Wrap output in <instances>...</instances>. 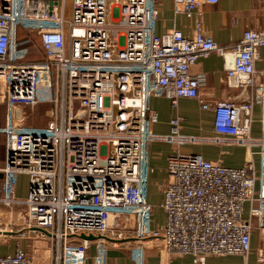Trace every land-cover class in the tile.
Masks as SVG:
<instances>
[{
    "label": "built area",
    "instance_id": "built-area-1",
    "mask_svg": "<svg viewBox=\"0 0 264 264\" xmlns=\"http://www.w3.org/2000/svg\"><path fill=\"white\" fill-rule=\"evenodd\" d=\"M66 2L0 0V84L7 110L0 128L6 152L0 204L25 208V229L47 233L55 264H86L92 246V264H106L109 248L130 240L138 244L129 249L136 264H143L148 240L159 241L170 258L192 256L198 264L209 257L246 258L255 231L263 235L255 252L264 264V131L260 139L251 135L253 102L207 104L200 100L205 78L191 75L200 59L216 54L226 63L230 87L252 85L256 63H264V30L245 32L228 50L206 34L200 11L219 0H174L176 14L197 16L192 37L177 30L157 35L156 0H72L70 19ZM33 37L40 61L31 60ZM260 75L264 107V69ZM41 92L54 93L45 100L53 105V123L25 125L20 111L37 107ZM152 97L169 100L175 110L182 99L200 100L215 114V143L258 149L260 157L256 170L253 153L239 169L200 155H171L162 187L166 222L159 230L152 228L148 202L149 148L158 140ZM262 122L264 128V115ZM180 131L175 118L165 140L194 141ZM22 175L29 178L25 199L16 196ZM5 234L0 231V248ZM0 264L34 262L17 246L14 255L0 256Z\"/></svg>",
    "mask_w": 264,
    "mask_h": 264
},
{
    "label": "crops",
    "instance_id": "crops-1",
    "mask_svg": "<svg viewBox=\"0 0 264 264\" xmlns=\"http://www.w3.org/2000/svg\"><path fill=\"white\" fill-rule=\"evenodd\" d=\"M54 1L58 0H43ZM159 7V18L156 25L158 36L165 35L170 31L177 30L182 32L185 37H192L194 34L198 19L194 15L192 18L185 14H176L174 0H156ZM203 13V24L206 34L216 43L228 50L239 45L243 35L247 31L264 30V0H219L217 5H203L200 8ZM263 58L264 51H261ZM230 58L227 59V63ZM225 61L216 54H211L208 58L200 59L191 69V75L202 76L206 80V85L201 90V101L207 104L216 105L218 103H233L240 105L247 102H253V124L251 135L254 139H260L263 135V115L264 107L261 100V75L264 69L263 61L256 63V71L259 73L255 81L250 86L241 88H232L227 84ZM197 99H182L179 101L177 110L173 109L169 100L163 97H152L150 109L158 115V123L152 126V134L158 137V140L151 144L149 148V164L151 174L148 181V202L153 210L152 228L159 230L164 227L166 215L161 209L164 199L162 187L168 182V158L176 153L183 155H200L205 160L218 163L222 166L239 169L245 164L247 157L252 155L256 170L260 167V157L258 149L248 151L245 147L233 144H219L213 141L215 135L214 123L215 114L212 110H203L201 102ZM175 118L181 119V135L187 138H193V142H187L183 145L171 143L165 138L171 135V121ZM4 138V136H3ZM5 148L4 142L0 141V147ZM5 152V149H4ZM6 155V152L4 153ZM5 157V156H4ZM5 164L4 158L0 160V168ZM2 176L0 175V180ZM29 178L20 176L16 196L19 199H25L28 195ZM250 203L244 207L243 218L250 216ZM31 232L27 229L22 232H16L11 236V243H15L11 254L2 253L0 256L14 255L18 242L26 244L25 240L30 239ZM42 237H49L45 233L37 231ZM50 238V237H49ZM259 232L252 235L251 246L257 250L261 245ZM146 252L142 259L143 264H198L192 256H182L170 258L162 253L161 243L155 240H148L142 243ZM54 245V244H53ZM138 244L135 241L118 243L109 248L106 264H136L133 256L129 254V249ZM27 253V251L25 250ZM95 247L92 246L89 252V258L86 264H92V258L95 255ZM28 254V253H27ZM50 262L55 264L54 250L52 246ZM31 258V257H30ZM33 261V259L31 258ZM205 264H258L257 253H251L248 257L230 256V257H209Z\"/></svg>",
    "mask_w": 264,
    "mask_h": 264
},
{
    "label": "rangeland",
    "instance_id": "rangeland-1",
    "mask_svg": "<svg viewBox=\"0 0 264 264\" xmlns=\"http://www.w3.org/2000/svg\"><path fill=\"white\" fill-rule=\"evenodd\" d=\"M59 1V0H58ZM72 0H67V18L70 19L72 14ZM33 37V51L36 57H33L31 60L40 61L43 59L41 47L37 38ZM3 86L0 84V128H3L6 125L5 117L7 114L5 102L2 101L3 96ZM54 93H45L41 92L39 94L40 103L34 109L32 108H24L20 111L21 117L25 118V125L35 126V127H48L53 122V105L50 102L45 103L48 98H52ZM0 141L4 142L3 136L0 135ZM3 144L0 147V160L4 158L5 160V152H4ZM18 186V184H17ZM27 220V215L24 207H13L8 208L3 204H0V231H4L7 237L4 238V244L2 247V253L11 254L14 249V244L11 243V236L16 232H22L25 229V224ZM29 232V230H28ZM12 233V234H11ZM26 244H22L18 242V246L27 251L29 257L33 259L34 264H47L50 262L53 257L52 254V246L53 242L49 237H42L39 234H35L31 232L30 239L25 240ZM254 249L253 252L254 253Z\"/></svg>",
    "mask_w": 264,
    "mask_h": 264
},
{
    "label": "water",
    "instance_id": "water-1",
    "mask_svg": "<svg viewBox=\"0 0 264 264\" xmlns=\"http://www.w3.org/2000/svg\"><path fill=\"white\" fill-rule=\"evenodd\" d=\"M41 232H43V233H45V234H47L45 231H41ZM81 239L82 240H87V241H95V240H97V239H105V240H107V241H109V242H113L112 240H110V239H106V238H101V237H93V236H89V237H86V236H81Z\"/></svg>",
    "mask_w": 264,
    "mask_h": 264
}]
</instances>
